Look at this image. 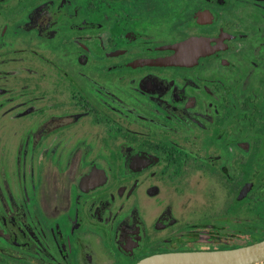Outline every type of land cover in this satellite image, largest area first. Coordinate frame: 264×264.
Returning a JSON list of instances; mask_svg holds the SVG:
<instances>
[{"label": "flooded vegetation", "instance_id": "1", "mask_svg": "<svg viewBox=\"0 0 264 264\" xmlns=\"http://www.w3.org/2000/svg\"><path fill=\"white\" fill-rule=\"evenodd\" d=\"M263 239L264 0H0V264Z\"/></svg>", "mask_w": 264, "mask_h": 264}, {"label": "water", "instance_id": "2", "mask_svg": "<svg viewBox=\"0 0 264 264\" xmlns=\"http://www.w3.org/2000/svg\"><path fill=\"white\" fill-rule=\"evenodd\" d=\"M264 263V239L232 249L178 251L153 254L136 264H261Z\"/></svg>", "mask_w": 264, "mask_h": 264}, {"label": "built area", "instance_id": "3", "mask_svg": "<svg viewBox=\"0 0 264 264\" xmlns=\"http://www.w3.org/2000/svg\"><path fill=\"white\" fill-rule=\"evenodd\" d=\"M261 264H264V263H261Z\"/></svg>", "mask_w": 264, "mask_h": 264}]
</instances>
